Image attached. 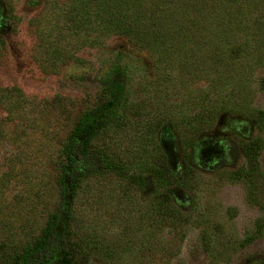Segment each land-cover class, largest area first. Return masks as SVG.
Wrapping results in <instances>:
<instances>
[{"label":"rangeland","instance_id":"1","mask_svg":"<svg viewBox=\"0 0 264 264\" xmlns=\"http://www.w3.org/2000/svg\"><path fill=\"white\" fill-rule=\"evenodd\" d=\"M116 67L126 101L87 151L187 176L188 215L162 218L133 179L81 178L77 260L264 264V0H0V238L35 239L57 211L63 146ZM202 231L221 238L217 256Z\"/></svg>","mask_w":264,"mask_h":264},{"label":"trees","instance_id":"2","mask_svg":"<svg viewBox=\"0 0 264 264\" xmlns=\"http://www.w3.org/2000/svg\"><path fill=\"white\" fill-rule=\"evenodd\" d=\"M124 71L121 67L112 69L103 86L109 98L92 110L81 115L74 125L70 135L63 146L65 164L58 180L59 205L56 212L48 214V221L39 231L38 236L23 241V238H15L8 234L0 238V249L12 246L17 248L13 251L11 260L4 256L2 264H89L91 256L85 252L80 260H77L76 246L70 242V223L72 219L71 206L74 198L76 182L85 177L99 174H113L120 179H133L138 182L142 189L150 190L157 196L160 202V215L170 222H179L181 216L188 215L178 209L181 206V195L188 194L191 190L190 179L177 177L165 163H157L143 174L133 175L129 169L120 163L108 160L100 153H88L87 147L93 138L107 128L111 123L115 109L126 101V89L122 82ZM264 87V79H263ZM259 145L256 146L258 149ZM231 210V209H229ZM177 219V220H174ZM164 221V220H162ZM172 222V223H173ZM254 233L264 236V220L260 219L255 224ZM218 236V234H217ZM201 240L205 252L210 256H217L218 249H223L221 238L209 235L202 231ZM222 251V250H221ZM222 253V252H220Z\"/></svg>","mask_w":264,"mask_h":264}]
</instances>
